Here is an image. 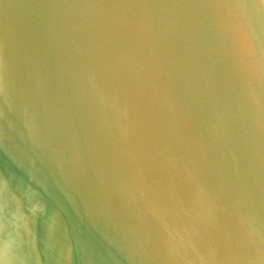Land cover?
I'll use <instances>...</instances> for the list:
<instances>
[{"label": "water", "instance_id": "water-1", "mask_svg": "<svg viewBox=\"0 0 264 264\" xmlns=\"http://www.w3.org/2000/svg\"><path fill=\"white\" fill-rule=\"evenodd\" d=\"M0 264H264V0H0Z\"/></svg>", "mask_w": 264, "mask_h": 264}]
</instances>
